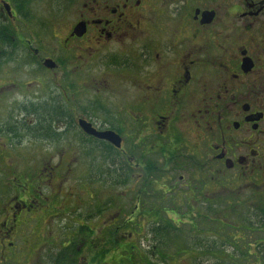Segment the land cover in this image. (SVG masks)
Instances as JSON below:
<instances>
[{
  "label": "flooded vegetation",
  "instance_id": "af4514ba",
  "mask_svg": "<svg viewBox=\"0 0 264 264\" xmlns=\"http://www.w3.org/2000/svg\"><path fill=\"white\" fill-rule=\"evenodd\" d=\"M10 99L20 119L0 115L13 145L0 142V156L18 151L10 137L29 118L57 125L31 136L69 159L0 204L3 264L17 259L12 242L4 249L9 222H37L43 234L25 251L35 264H75L93 248L133 264L166 245L159 232L221 218L245 220L234 230L255 236L241 246L264 264V0H0V110ZM86 164L97 178L74 169ZM63 168L77 178L65 191Z\"/></svg>",
  "mask_w": 264,
  "mask_h": 264
},
{
  "label": "rangeland",
  "instance_id": "374dc122",
  "mask_svg": "<svg viewBox=\"0 0 264 264\" xmlns=\"http://www.w3.org/2000/svg\"><path fill=\"white\" fill-rule=\"evenodd\" d=\"M44 40L42 41L43 45L45 47L51 46L50 43L54 42L53 37L48 35L47 33H44ZM15 76H12V79H14ZM27 99L29 98L26 97ZM20 103L25 104V98L24 97H17L16 98ZM33 98L28 99L27 103H30ZM18 102L16 100L10 99V103L6 105L5 110H0V115L6 116V115H12V118L20 119L19 113L17 112L18 107L16 106ZM26 122L24 124L27 125L28 131L27 134H24L20 136V134L16 133L11 135L10 140L12 139L11 143H15L14 145H18L19 148H17L18 151H16L15 148L8 149L7 152L10 155H7L6 158L2 154L0 156V204L4 206V204L7 202L9 198H13L16 196H19L21 194L24 195V191H27L28 189H37L38 186H40L41 181V175L45 168H49V166H55L59 163L60 157L66 158L65 162L69 159L67 155L61 156V152H58L57 154L55 152L51 153L50 148L53 147L56 144L57 140L49 139H43V141L38 142L37 140L33 139L31 136V133L37 129L38 131H43L44 133H47L50 136H54V132H56L57 125L54 123H43V122H30L29 118L24 119ZM15 135H18L19 137H14ZM0 142H6L8 143V146H13L9 144V140L7 139H1ZM42 142V143H41ZM61 144V143H60ZM65 145H59V148L64 147ZM66 147V146H65ZM40 148V149H39ZM37 149V150H36ZM27 151V155L24 154V152ZM19 154V156L13 157L14 154ZM26 156V157H25ZM84 155L78 156V158L84 159ZM4 159V164L1 163V160ZM93 162V160H92ZM22 163V164H21ZM24 163V164H23ZM82 163V162H81ZM9 165V166H8ZM85 165H78L74 169L76 170H82L80 172L81 174H84L83 169L86 168L87 174L93 176V178H97L99 176L98 171L93 170ZM96 168H99V166L95 165ZM10 169V171H9ZM8 170L10 173V178H2V175H4L5 171ZM56 178L64 179L65 181H61L60 185H62V190L65 191L66 189L70 188V186H73L77 183L76 181V175L74 176H68V172L66 171V168H63L62 171H55ZM16 191V192H14ZM17 200H15L12 203L13 207H16ZM5 213V212H4ZM5 215H7L5 213ZM3 220L0 219V222ZM225 220L226 219H222ZM231 221L229 224L234 225L235 227L231 228H223V225L221 226L218 222H216V219L211 220L208 224L205 220L199 222V232L196 233L195 230L192 228H185L183 232L180 234L174 233L176 236L181 237V244L177 243L178 240H172V234L167 233V235H170L169 241L167 242L164 238V235L162 233H158L156 235V240L160 243H166V245L163 244V246H158V249L156 250H146L141 249L138 250L135 253L136 257L142 256L144 259H147L146 261H143L142 258L141 261L143 262H136L133 264H241L244 262L246 264H256L257 262L254 261L253 256L255 254H259L260 251H250V253L253 256H249L247 259H244L243 251L244 248L241 246L243 243L246 244L248 242H251L255 236L254 235H247L244 231L241 229L234 230V228H239V224L237 223L236 219H230ZM36 221H31L28 227L21 226L18 229L14 228L11 223L9 222V226L12 228V231L14 232V236L12 238L5 237L3 240L5 241V248L8 249V244L12 242L14 245L11 247V252L17 254V259L13 261H9L6 264H16L17 261L18 264H35V262H30L27 260L25 256V251H27V254H31L34 251L33 243H36L38 236L42 235V231L38 230L36 228ZM2 227V226H1ZM15 230L17 232L15 233ZM16 234V235H15ZM229 235L231 237V243L236 242L240 245L239 249H242L241 251H236L234 249H231V246L229 244H224V240L226 239L225 236ZM166 235V234H165ZM223 235V236H222ZM96 235H91V238L95 237ZM257 238L259 236H256ZM245 238L244 241L242 239ZM29 241V242H28ZM26 242H28L26 244ZM31 242V243H30ZM157 242V243H158ZM186 244L188 247H186ZM159 245V244H158ZM179 245V246H177ZM181 245H184L186 247H181ZM107 247H111L110 242L108 243ZM114 247V246H112ZM31 248V249H30ZM1 251V247H0ZM83 252V251H82ZM185 252V253H184ZM107 254L106 257V264H116L115 262H111L113 257H116V252L112 251V249L108 248L106 252L99 251L98 249H92L90 256L93 255L91 259L85 260L81 258L77 260L78 264H102L101 261L99 262V259H95L96 255L102 256L103 254ZM138 253V254H136ZM140 253V254H139ZM119 256V255H118ZM227 256H231L232 261L229 262L227 259ZM83 257V253H82ZM101 258V257H100ZM2 262V263H1ZM233 262V263H232ZM0 264H3L2 261V253L0 252ZM118 264H122L119 263ZM129 264V263H125Z\"/></svg>",
  "mask_w": 264,
  "mask_h": 264
},
{
  "label": "trees",
  "instance_id": "16d2710c",
  "mask_svg": "<svg viewBox=\"0 0 264 264\" xmlns=\"http://www.w3.org/2000/svg\"><path fill=\"white\" fill-rule=\"evenodd\" d=\"M237 220V223L239 224V228H240V225L242 224V227H245V224H244V221L245 220H243V219H236ZM231 220H228V219H226L225 220V222H224V220H221V219H216V222H218L221 226L223 225V228L224 227H226V228H231L232 229V227H235L234 225L233 226H231L230 224H229V222H230ZM159 233H162V235H164V238L166 239V241L168 242L169 241V236L170 235H167V233L165 232V233H163V232H159ZM166 234V235H165ZM173 236H172V240L174 241H176V240H178L179 242H177V243H179V244H181L180 242H182L181 241V237L179 236H176V235H174V233L172 234ZM158 236V235H157ZM223 236V235H222ZM169 237V238H168ZM225 240H224V244H231V240H233V239H231V237L227 234L226 236H225ZM245 240V238H243L242 239V241H244ZM177 246H179V245H177ZM185 250H188V249H186V248H184ZM242 249H239L238 248V250H236V251H241ZM92 251V250H91ZM91 253V252H90ZM130 253H132V252H130ZM185 253V252H184ZM243 256H244V259H247L249 256H253L251 253H250V250H244L243 251ZM123 254L126 256V257H128L127 255H128V252H126V251H124L123 252ZM84 255H87L88 256V252L87 253H83V256ZM90 255V254H89ZM93 257V255L92 256H90V259ZM101 257V258H100ZM102 257H103V255L102 256H98V255H96V257H95V259H99V262L101 261V259H102ZM228 258V260H229V262H231L232 261V259H231V256H227ZM253 258H256V257H254L253 256ZM233 263V262H232ZM75 264H78V262H77V258H76V261H75ZM241 264H243V263H241ZM244 264H246L245 262H244Z\"/></svg>",
  "mask_w": 264,
  "mask_h": 264
},
{
  "label": "water",
  "instance_id": "95a60500",
  "mask_svg": "<svg viewBox=\"0 0 264 264\" xmlns=\"http://www.w3.org/2000/svg\"><path fill=\"white\" fill-rule=\"evenodd\" d=\"M84 130L89 132L92 135L97 136L100 139H108L109 141H114L112 135L110 133L108 134H102V133H96L94 130H89L88 128L83 127Z\"/></svg>",
  "mask_w": 264,
  "mask_h": 264
}]
</instances>
